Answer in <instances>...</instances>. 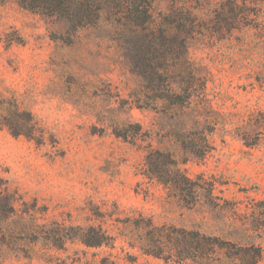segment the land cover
Here are the masks:
<instances>
[{
    "label": "rangeland",
    "instance_id": "1",
    "mask_svg": "<svg viewBox=\"0 0 264 264\" xmlns=\"http://www.w3.org/2000/svg\"><path fill=\"white\" fill-rule=\"evenodd\" d=\"M19 2L0 0V264H264V0H154L153 24L138 28L125 1L77 27ZM147 28L185 31L186 46L169 34L151 51L167 78L192 63L190 109L165 106L167 86L145 88L136 73L128 33ZM188 109L195 127L178 117ZM133 124L135 142L116 136ZM177 134L201 155L187 156ZM149 150L173 153L195 183L186 200L146 176ZM140 217L198 232L199 259L130 246L123 221ZM89 226L113 247L69 239Z\"/></svg>",
    "mask_w": 264,
    "mask_h": 264
},
{
    "label": "trees",
    "instance_id": "2",
    "mask_svg": "<svg viewBox=\"0 0 264 264\" xmlns=\"http://www.w3.org/2000/svg\"><path fill=\"white\" fill-rule=\"evenodd\" d=\"M126 2L128 6V16L127 22L131 27L143 26V24H153L150 18V2L154 0H20V4L25 8L30 10L39 11L42 13H47L50 15L63 16L72 24L73 27L82 25H97L103 18V12L111 14L112 8L119 7L122 2ZM146 3L143 5V10H140L142 6L140 3ZM114 4V5H112ZM88 6V10H84V7ZM74 10V12H73ZM117 15V13L113 14ZM116 17V16H112ZM111 18V19H112ZM116 21V19H115ZM174 21V20H173ZM116 22L120 23V20ZM184 30H176L171 33L164 30H155L147 28L144 33H138L136 30H131L128 35L131 36L133 43L139 49V60L134 62V67H136V73L142 79L145 84V88L149 89H159L163 85H166L167 92L163 95L158 96L165 106L170 108H181L190 107L192 101L191 90L197 83L196 73L193 70L192 63L185 59L183 62V69L186 70L185 76L177 78L172 76L167 78V73L169 69L158 63L160 54H154L152 52L151 44L160 43L163 44L164 39L170 34V39L172 42L180 44L181 46H186V38L182 37ZM194 31L190 29L187 33L191 35ZM108 33L110 35H115L117 41L125 39V34H120L116 30V26H111ZM183 38V39H182ZM144 46L145 49H141ZM151 55L148 56V53ZM154 55V56H152ZM165 58V54L161 55ZM175 58V57H174ZM171 59V58H169ZM168 59V60H169ZM171 72L180 71L177 67V63L172 61ZM164 72L158 74V72ZM173 86L177 87L178 90L171 88ZM182 91V93H178ZM141 107V106H140ZM190 109V108H189ZM189 109L187 111H182V115H178L180 119H186L195 127L197 125V117L190 113ZM139 124L128 125L124 127L121 132L116 133V136L121 137L124 141L135 142L137 136L136 131L139 130ZM177 136L182 137L184 145L186 146L185 153L187 156H199L201 155L198 147L200 145H193L189 141L185 143V136L182 134H177ZM173 153L168 151L160 152L159 150H149L145 155V165H146V176L149 179L156 180L157 182L163 184L165 187L174 188L176 192L181 194L182 200L185 199V191L191 195L195 183L187 178L184 174L180 172V168L177 165L173 157ZM189 158L186 157L183 162H186ZM124 227L131 229V236L128 237V243L130 246L137 245L143 253L152 254L155 256H161L163 253L174 254L183 258H191L194 261L199 259L201 251H203V244L200 242L203 239L205 242V237L201 236L198 232L190 231H180V235L173 234L172 231H167L162 226H156L152 223L150 219H144L142 217L136 218L134 221H123ZM77 233L72 236H68L69 239H74L82 243L83 245L90 248H98L102 246L113 247V240L108 234L102 230L101 227L97 228L95 226H89L88 228H81ZM67 238L66 234L60 237ZM68 239V238H67ZM137 243V244H135ZM203 249V250H201ZM88 264H116L114 260L110 259L108 256L101 257L97 262L92 263L88 261Z\"/></svg>",
    "mask_w": 264,
    "mask_h": 264
}]
</instances>
